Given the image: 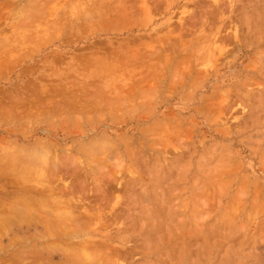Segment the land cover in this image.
Wrapping results in <instances>:
<instances>
[{
  "label": "rangeland",
  "instance_id": "374dc122",
  "mask_svg": "<svg viewBox=\"0 0 264 264\" xmlns=\"http://www.w3.org/2000/svg\"><path fill=\"white\" fill-rule=\"evenodd\" d=\"M156 1L0 0V45L3 46L5 42H9L11 47H15L13 49L5 45L8 50L13 49L12 53L10 52L11 54L14 53L13 56H15L17 48V53L18 50L22 51H20L21 55L18 53L21 57L15 56L19 59L14 57L15 61L12 58L13 56L9 55L7 57L12 58L13 64L8 61L11 58L2 60L6 57L7 51L6 54L3 53L5 55L3 58L0 57L2 63L8 61L6 65L3 63V66L0 62L2 66H0V92L4 91L2 94L7 95L6 91L10 88L8 91L9 98L14 96V100L17 97L22 99L25 94L30 97V90L35 88L33 84L36 83L38 88L41 80L43 81L41 76H48L51 81L55 79L52 82L48 81L50 85L53 84L52 88L58 82L57 80H63V77L67 76L65 74L69 73L70 80L65 84L68 85V82H70L77 89L69 84L68 91L70 90V92L67 91L66 95L59 93L60 96L57 95V97L55 95L53 103H60L59 100L64 97L63 101L67 100L68 97L73 100L75 95L77 97L81 96L83 92H85V95L86 93L87 95L90 93L93 95L95 90L98 93L94 95H98V97L94 95L92 97L91 95L89 98L88 95L87 98L100 102L98 112L97 108L95 111L91 109L92 112L89 111L91 114L89 112L88 114L83 112L81 115L76 114V111H72L73 108H71V113L68 114L70 120L68 119L65 122L61 121V114L60 116L55 114L59 116L56 117L54 114L45 115L46 112L44 111L45 113L41 112L42 115H36L37 109L40 108L37 105L35 108L33 107L34 109L30 108L32 109L31 112H35V117L34 114L31 116V113L28 114L31 117H28V115L23 117L24 113L20 114V112L25 110L15 111L12 116L8 115L7 118L0 114L1 117L8 120L6 121L0 117V149L3 147L8 152H12L16 145L17 148L21 145L27 151L25 148L27 147L29 150L26 153L28 156H32L34 161L38 156L35 150H39L35 142L42 139L52 148L58 169L60 167L62 170V181L59 179L60 182L58 183L55 178V183L61 185L64 181L70 183V167L74 165L84 166L86 163L96 164L93 156H87L85 153V155L82 154V151H77L79 146L82 147L88 143L89 139L96 134H103L110 140L108 141L109 146L108 144L104 146L110 148V144L113 142L115 149L111 147V151L108 149L105 151L103 149L105 147H103L100 150L101 155L99 157L104 154L105 159L98 157L99 168L97 169H101V171H96V173L101 177L96 175L94 178H105V176L102 177L103 174L109 172H112L116 177V184L113 182V187L116 189L113 188V193L111 189L108 190L112 194L108 192L109 195L107 196L111 197H108V204H103L101 210L102 214L108 210L106 213L109 212V216L111 211L113 212L111 214L114 215L117 209L118 217L116 213V216H113L117 223L114 225L107 223V228L102 225L100 231H98L100 234L93 233V237L104 236L105 233L112 232L115 228V231L118 228H129L126 230L127 232H122L118 237L121 241H126L124 246L130 249L127 250L124 247L122 249L124 255H122L123 253L120 255V258L124 256L125 264H264V0ZM158 4L161 5V8ZM32 5H36L37 8ZM127 6L128 8H126ZM136 11L140 12L136 14ZM27 12L29 15H27ZM131 15L134 18L136 17L137 21ZM21 19L22 21H20ZM51 21H54V23H51ZM37 22L42 24L43 30H38L40 26H37L39 25ZM44 22L51 24V26L48 27L47 24L48 26L45 28L43 26L45 25ZM92 22L95 24H92ZM33 24L37 27L34 30L37 29L41 34L33 30ZM18 25L19 27H17ZM24 25L29 28H25ZM56 25L58 27L60 25V27L58 28ZM161 29L162 31H160ZM28 30H31L32 33L36 32L35 35L27 33V35L30 34L31 41L28 39L30 44L28 40L27 42L23 40L27 37V35L24 36ZM163 31H165V34ZM48 32L55 35L50 34L49 36ZM16 37H18L19 42H22L17 41L16 43ZM163 44L167 46L165 47ZM5 46L2 48L3 51L6 50ZM156 47H159V49ZM161 47H164L163 52H161ZM174 47L176 48L174 49ZM152 51H154L153 53L158 52L155 53L156 56ZM146 52H149L148 55L153 54L154 57L148 56ZM140 53L145 54L143 56L145 58H141ZM146 55L148 58H146ZM55 57L56 60L53 59ZM78 58L79 61H77ZM149 58L151 60L148 61ZM147 61L151 63V66L150 63H145ZM99 62L100 65H102V62H108L102 65V68L105 69L98 68L100 66ZM156 62L162 65H159L160 67L156 66ZM8 63L11 66L7 65ZM130 64L131 66H128ZM136 65H139L141 70L137 66L135 71L138 72V75L141 72L140 75L143 76L140 77L143 78L137 77V74H135L137 76L134 75L135 78L144 79L146 73H143L146 72L144 71L146 67V70L152 69V71L158 68L159 73L156 70L155 72L157 76H161L160 79L156 75L150 78L152 72L150 73L149 70L150 75L146 74L148 76L146 81L145 79L141 82L136 81L133 76L130 78L129 76L133 75L132 72L135 73L133 70ZM108 66H112V68L110 67L111 70ZM31 67H34V70ZM121 67L126 68L125 74L123 73L124 76L121 72L124 69L121 70ZM129 67L133 69L131 73ZM113 68H117V71L115 69V72ZM31 70L33 73L30 72ZM22 71L25 72L22 73L23 75H21ZM91 71L96 73L91 74ZM105 72L109 75H106ZM62 75L63 77H61ZM103 75H105V79H103ZM27 77L32 80V83L30 79V83H28ZM153 77L156 79H153ZM122 79L123 81L128 79V82H135V84L137 82V87L136 85L133 86L134 83H131L135 87L132 89V86L127 84L128 82H123ZM117 80L120 83L119 85ZM110 82L112 84H109ZM121 82L122 86L124 83L123 88L126 87V84L127 88L130 86L131 88H128V91L124 88L126 92H124L125 95L121 93L123 96L118 91L121 98L119 97L120 99L118 98L119 101H117L118 96L115 98L111 96L112 91L116 90L112 87L116 84L120 87ZM25 83L27 86L23 85ZM77 84H80V89ZM31 85L34 87L32 86V88ZM22 86L26 88L23 89ZM152 87H154V90ZM88 88L91 91L90 93H88ZM96 88H100L104 92L108 90L111 93L106 94L108 93L106 91L105 94H102L103 97L100 94L101 91ZM110 88L113 90H110ZM146 90L151 91L145 92ZM50 91L52 90L50 89ZM103 91L101 93H104ZM17 92L20 96L17 95ZM141 92L146 94L140 95ZM2 94H0V99H6L8 95L4 98ZM35 95L34 97L32 95L30 98L27 96L25 98L31 101V98H36ZM99 97L104 103L107 98H111L110 105L108 99L104 104L99 101ZM113 99L115 100L113 101ZM80 100L82 101V99ZM111 100L113 103L115 101L118 103L112 104ZM106 104L107 108L101 110L102 105L106 106ZM52 106L50 112L53 109ZM149 107L151 108L147 109ZM68 108H70V105ZM27 109L30 112L29 108ZM104 109L106 110L104 111ZM68 112H70L69 109ZM17 113L20 114L22 119L17 116ZM50 119L55 122V124L52 123L53 128ZM71 119H73V122ZM9 120H12V122ZM86 120L87 122H85ZM89 120L92 122H88ZM78 121L82 125L77 124ZM159 126H162V129ZM153 127H158L159 130L156 131V128ZM169 128L172 130H169ZM148 132L149 134H147ZM116 137L121 138L120 140L124 139L125 143L123 141L119 143ZM9 139L12 140L9 142ZM14 142L17 143L15 146H13ZM101 143L98 142L102 145ZM32 146L36 148L31 149ZM99 146L96 145V147ZM126 146H130L128 148L129 154L126 152ZM123 147L124 149H122ZM135 148H138V150L136 149L138 152ZM32 151L33 155H29V152ZM57 151H60L59 154ZM117 153L119 155H116ZM134 154H137V156ZM129 155L131 161L128 160ZM108 158L110 159L108 160ZM114 160L117 163H114ZM68 162L71 165L67 166ZM115 164L117 165L115 166ZM141 165L142 167H140ZM65 167H68V169ZM113 167L116 169H113ZM8 176L4 181L2 179L1 181L3 184L5 180L8 181L11 186L7 185V181L4 185L8 186V190L11 191L12 189L14 191H11V193L18 192L19 187L25 186L24 183L37 185L33 183V178L30 177L27 179L32 181L28 180V183H26L27 179L22 178V180L19 177L21 182L20 180L15 182V179H19L18 177L11 174L9 178ZM35 179L34 177V181ZM71 179L73 180V178ZM39 180L36 179V181ZM22 181H24L23 184ZM93 181L94 179L88 178L89 186L87 187L92 185L94 187ZM16 184H19V187ZM15 185L16 187H14ZM2 188L0 186V190ZM22 192L25 193L26 191L22 190ZM85 193L83 192L82 196H87L86 201L89 199L94 201L95 196L93 193L91 195ZM69 194L66 193L65 196H69ZM94 194L97 195V193ZM12 195L10 194V196ZM7 196L9 197V194L5 195V197ZM115 198L117 199L116 203ZM112 206L115 207L111 210ZM120 209L124 210L121 211ZM104 215V217L107 216V214ZM112 215H110L111 218H113ZM19 225L20 227L18 224L10 227L12 233L9 230L8 233L3 234L4 236L1 237L0 235L1 242L7 244L14 233L21 235L33 231L31 228L25 229L23 224ZM102 233L104 235H101ZM114 241L116 243L117 239L114 238ZM7 256L3 251H0V259H6ZM57 259V257H54V260ZM115 263L120 264V261Z\"/></svg>",
  "mask_w": 264,
  "mask_h": 264
},
{
  "label": "bare ground",
  "instance_id": "6f19581e",
  "mask_svg": "<svg viewBox=\"0 0 264 264\" xmlns=\"http://www.w3.org/2000/svg\"><path fill=\"white\" fill-rule=\"evenodd\" d=\"M40 1H42V0H40ZM50 1V0H49ZM76 1V0H75ZM130 1V0H129ZM156 1V0H155ZM11 2V1H10ZM43 2H45V1H43ZM68 2H69V0H68ZM132 2V1H131ZM134 2V1H133ZM157 2V1H156ZM203 2H206V1H203ZM208 2V1H207ZM40 3V2H39ZM67 3V2H66ZM130 3V2H129ZM137 3V2H136ZM150 3V2H149ZM162 3V2H161ZM160 3V4H161ZM29 4H31V3H29ZM43 5H44V3H42ZM91 4V3H90ZM163 4V3H162ZM206 4V3H205ZM207 4H209V3H207ZM217 4V3H216ZM0 5H1V3H0ZM63 5H64V3H63ZM94 5V4H93ZM99 5V4H98ZM132 5H134V4H132ZM159 5V4H158ZM33 7L35 6L36 7V5H32ZM38 6V5H37ZM57 6V5H56ZM106 6V5H105ZM152 6V5H151ZM160 6V8H161V5H159ZM31 7V6H30ZM44 7H46V6H44ZM48 7V6H47ZM59 7V6H58ZM103 7V6H102ZM135 7V6H134ZM206 7V6H205ZM210 7V6H209ZM212 7V6H211ZM12 8V7H11ZM37 8V7H36ZM36 8H35V10H36ZM104 8V7H103ZM126 8H128V6L126 7ZM139 8V7H138ZM157 8H158V6H157ZM4 9H5V6H4ZM32 9H34V8H32ZM159 9V8H158ZM212 10H213V8H211ZM210 9V10H211ZM217 9H218V7H217ZM96 10V9H95ZM140 10V9H139ZM151 10V9H150ZM61 11H62V9H61ZM135 11V10H134ZM220 11V10H219ZM30 12V11H29ZM90 12V11H89ZM137 12V11H136ZM140 11H138L136 14H138ZM32 13V12H31ZM93 13V12H92ZM208 13V12H207ZM210 13V12H209ZM217 13H219V12H217ZM243 13V12H242ZM24 14V13H23ZM26 14V13H25ZM33 14V13H32ZM31 14V15H32ZM54 14H55V12H54ZM131 14V13H130ZM152 14V13H151ZM196 14V13H195ZM216 14V13H215ZM16 15H17V13H16ZM27 15H29L28 14V12H27ZM34 15V14H33ZM128 15V14H127ZM140 15V14H139ZM197 15V14H196ZM245 15V14H244ZM19 16V15H18ZM26 16V15H25ZM130 16V15H129ZM133 15H131V17H132ZM138 16V15H137ZM199 16V15H198ZM212 16V15H211ZM221 16V15H220ZM49 17H50V15H49ZM52 17V16H51ZM55 17H56V14H55ZM54 17V18H55ZM92 17V16H91ZM130 17V18H131ZM202 17V16H201ZM201 17H200V19H201ZM35 18V17H34ZM58 18V17H57ZM102 18V17H101ZM129 18V20H131ZM133 18H134V16H133ZM136 18V17H135ZM134 18V19H135ZM197 19H198V17H196ZM203 18V17H202ZM17 19V18H16ZM33 19V18H32ZM45 19H47V18H45ZM194 19V18H193ZM231 19V18H230ZM18 20V19H17ZM34 20V19H33ZM55 20H57V19H55ZM139 20V19H138ZM195 21H196V19H194ZM20 21H22V19L20 20ZM32 21V20H31ZM30 21V22H31ZM37 21V20H36ZM43 21V20H42ZM48 21V20H47ZM135 21H137V18H136V20ZM203 21V20H202ZM212 21V20H211ZM24 22H26V21H24ZM40 22H41V20H40ZM130 22H132V20L130 21ZM37 23H39V22H37ZM42 23V22H41ZM45 23V25H43V26H45V28L49 25L48 23V25L46 24V22H44ZM43 23V24H44ZM51 23H54V21H51ZM61 23V22H60ZM94 22H92V24H93ZM104 23V22H103ZM26 24V23H25ZM29 24H32V23H29ZM55 24H56V22H55ZM58 24H59V21H58ZM95 24V23H94ZM100 24L102 25V23L100 22ZM27 25V24H26ZM61 25V24H60ZM60 25H59V27H60ZM139 25V24H138ZM261 25V24H260ZM22 26V25H21ZM30 26V25H29ZM33 30L35 29V25L33 24ZM37 26H40V27H38L39 29L38 30H40V29H42V28H44V27H42V24H40L39 23V25H37ZM51 26V24L48 26V27H50ZM57 27H58V25H56ZM94 26V25H93ZM100 26V25H99ZM188 26V25H187ZM208 26V25H207ZM16 27V26H15ZM17 27H19V25L17 26ZM24 27H25V25H24ZM56 27V28H57ZM58 27V28H59ZM97 27V26H96ZM95 27V28H96ZM103 27V26H102ZM161 27V26H160ZM178 27V26H177ZM214 27V26H213ZM212 27V28H213ZM25 28H29V27H25ZM37 28V27H36ZM55 27H54V24H53V29H54ZM57 28V29H58ZM65 28V27H64ZM63 28V29H64ZM173 28V27H172ZM206 28V27H205ZM208 28H209V26H208ZM22 29V28H21ZM31 29H32V26H31ZM56 29V30H57ZM86 29V28H85ZM182 29H184V28H182ZM3 30V29H2ZM20 30V29H19ZM23 30V29H22ZM37 29L36 30H34V31H38ZM43 30V29H42ZM49 30V28L47 29V31ZM51 30V29H50ZM166 30V29H165ZM168 30L170 31V28H168ZM181 30V29H180ZM186 30V29H185ZM52 31V30H51ZM50 31V32H51ZM160 31H162V29L160 30ZM21 32H24V31H21ZM20 32V33H21ZM38 32H40V31H38ZM53 32V31H52ZM55 32V31H54ZM83 32V31H82ZM164 32V34H165V31H163ZM171 32V31H170ZM175 32H176V30H175ZM182 32V31H181ZM187 32V31H186ZM189 32V31H188ZM187 32V33H188ZM19 33V34H20ZM27 33H31V34H34L35 35V33L33 32L32 33V31L31 30H28V32H26V34H25V36L24 37H26V35H27ZM44 32H42V34H43ZM172 33V32H171ZM170 33V34H171ZM186 33V34H187ZM3 34H5V33H3ZM22 35H23V33H21ZM39 34H41V32L39 33ZM48 34H49V32H48ZM50 34H54V33H50ZM50 34H49V36H50ZM174 34V33H173ZM173 34H172V36H173ZM186 34H184V35H186ZM1 35V34H0ZM11 35V34H10ZM18 35V34H17ZM44 35H46L45 33H44ZM55 35V34H54ZM183 35V34H182ZM30 34L29 35H27V37L25 38V39H23L22 37V39L24 40V41H26L27 42V40L29 39H31L30 37ZM161 36V35H160ZM165 36V35H164ZM29 37V38H28ZM32 37V36H31ZM140 37V36H139ZM143 38H145L144 36H142ZM162 37V36H161ZM10 38H11V36H10ZM13 38H15V37H13ZM34 38V37H33ZM32 38V39H33ZM42 38V37H41ZM53 38V37H52ZM128 38V37H127ZM126 38V39H127ZM136 38V37H135ZM134 38V39H135ZM147 38V37H146ZM153 38V37H152ZM155 38V37H154ZM170 38V37H169ZM17 39V40H16ZM16 43H17V41L19 42V40H18V37H16ZM20 39V38H19ZM140 39H142V38H140ZM161 39H164V38H161ZM239 39V38H238ZM8 41H10L9 39H7ZM12 40V39H11ZM29 40H28V42H29ZM137 40H139V39H137ZM136 40V41H137ZM160 40V39H159ZM31 41V40H30ZM33 41V40H32ZM36 41V40H35ZM42 41V40H41ZM100 41V40H99ZM99 41H97V42H99ZM127 41V40H126ZM135 41V42H136ZM183 41V40H182ZM11 42V41H10ZM12 42H13V40H12ZM20 42H22V41H20ZM19 42V43H20ZM164 42V41H163ZM9 42H5V45L8 47V48H15V47H11V44L8 46L7 44H8ZM25 43V42H24ZM32 43V42H31ZM34 43V42H33ZM133 43V42H132ZM152 43V42H151ZM155 43V42H154ZM164 43H166V42H164ZM168 43V42H167ZM4 44V43H3ZM26 44V43H25ZM29 44H30V42H29ZM134 44V43H133ZM171 44V43H170ZM177 44V43H176ZM175 44V45H176ZM5 45H3V46H5ZM24 45V44H23ZM22 45V46H23ZM164 45V44H163ZM162 45V46H163ZM178 45V44H177ZM3 46L2 45H0V50H2V48H3ZM6 46L4 47L6 50H2V51H0V57L1 58H3L5 55L4 54H6L7 53V55H6V57H4L2 60H4L5 58V60H8V59H10L11 57H9V58H7L9 55L10 56H13L14 55V53L13 54H11L12 53V50H8V48H6ZM15 46V45H14ZM27 46V45H26ZM151 46V45H150ZM153 46V45H152ZM159 46V45H158ZM165 47L167 46V45H164ZM21 47V46H20ZM95 47H96V45H95ZM154 47V46H153ZM152 47V48H153ZM177 47V46H176ZM176 47H174V49L176 48ZM16 48H17V46H16ZM30 48V47H29ZM99 48V47H98ZM103 48V47H102ZM123 48V47H122ZM157 48V47H156ZM162 48V47H161ZM164 48V47H163ZM163 48H162V50H161V52H163ZM170 48V47H169ZM18 49V48H17ZM17 49H16V51H17ZM22 49V48H21ZM136 49V48H135ZM138 49V48H137ZM157 49H159V47L157 48ZM168 49V48H167ZM167 49H166V51H167ZM173 49V51H175ZM27 50V49H26ZM144 50V49H143ZM143 50H141V51H143ZM154 50V49H153ZM7 51V52H6ZM15 51V50H14ZM15 51V56L17 55V57H21L20 55L22 54L21 52V50H18V53L20 54V55H18V53ZM21 51V52H20ZM111 51V50H110ZM136 51V50H135ZM140 51V52H141ZM148 51V50H147ZM155 51V50H154ZM154 51H152V53L154 52ZM159 51V50H158ZM169 51H170V49H169ZM177 51V50H176ZM6 52V53H5ZM9 52V53H8ZM11 52V53H10ZM104 52V51H103ZM139 52V51H138ZM144 52V51H143ZM4 53V54H3ZM112 53V52H111ZM147 53V52H146ZM149 53V52H148ZM148 53H147V55H148ZM155 53H158V52H155ZM155 53H153V54H155ZM170 53H172V52H170ZM176 53V52H175ZM3 54V56H1ZM86 54V53H85ZM135 54V53H134ZM141 54V53H140ZM144 54V53H143ZM148 55V56H152V57H154V55ZM24 55V54H23ZM50 55V54H49ZM49 55H48V57H49ZM100 55V54H99ZM115 55V54H114ZM142 55V54H141ZM145 55V54H144ZM144 55H142V57L141 58H145V57H143ZM146 55V56H147ZM159 55V54H158ZM170 55V54H169ZM15 56H13L12 58H14ZM56 56H57V54H56ZM77 56H81V55H77ZM87 56H88V54H87ZM137 56V55H136ZM148 56L146 57V58H148ZM155 56H156V54H155ZM167 56V55H166ZM172 56V55H171ZM181 56V55H180ZM17 57H15V58H17ZM23 57V56H22ZM47 57V58H48ZM57 57H59V56H57ZM89 57V56H88ZM138 57H140V56H138ZM157 57H159V56H157ZM173 57V56H172ZM12 58L10 59V60H8V61H10V62H12L13 60H12ZM15 58H14V61H15ZM67 58V57H66ZM66 58H64V59H66ZM108 58V57H107ZM141 58H139V59H141ZM182 58V57H181ZM17 59H19V58H17ZM53 59H55L56 60V57L55 58H53ZM96 59V58H95ZM100 59V58H99ZM103 59V58H102ZM119 59H120V57H119ZM123 59V58H122ZM139 59H137V60H139ZM2 60H0V62L2 61ZM12 60V61H11ZM57 60L59 61V59L57 58ZM83 60H84V58H83ZM94 60V59H93ZM97 60V59H96ZM107 60V59H106ZM112 60H113V58H112ZM117 60H118V58H117ZM149 60H151L150 58L148 59V61ZM153 60V59H152ZM157 60V59H156ZM155 60V61H156ZM159 60V59H158ZM8 61H6V63L8 62ZM22 61V60H21ZM20 61V62H21ZM60 61H63V60H60ZM77 61H79V58L77 59ZM87 61V60H86ZM85 61V62H86ZM102 61V60H101ZM111 61V60H110ZM119 61V60H118ZM145 62V63H147V64H149L150 62ZM160 61V60H159ZM17 62H18V60H17ZM55 62V61H54ZM113 62V61H112ZM123 62V61H122ZM122 62H119V63H122ZM133 62V61H132ZM177 62V61H176ZM2 63V62H1ZM0 63V64H1ZM3 63L6 65V63H5V61H3ZM2 63V66L4 65ZM106 63H108V62H106ZM105 62L103 63H101L102 65L103 64H106ZM131 63V62H130ZM142 63H143V61H142ZM160 63V62H159ZM10 64H13V62L12 63H10ZM9 63L7 64V65H9V66H11ZM111 64V63H110ZM135 64H136V62H135ZM138 64H140V63H138ZM146 64V65H147ZM154 64V63H153ZM155 64H157V62L155 63ZM154 64V65H155ZM169 64V63H168ZM61 65V64H60ZM83 65V64H82ZM96 65V64H95ZM99 65H100V62H99ZM102 65H100V66H98V68L100 67V69L102 68ZM112 65V64H111ZM150 66H151V63L149 64ZM159 65H162V64H157L156 66H159ZM1 66V65H0ZM1 66V67H2ZM8 66V67H9ZM85 66V65H84ZM92 66V65H91ZM117 66V65H116ZM128 66H131V64L130 65H128ZM137 66H138V68H139V65H136V68L133 70V69H130V67H129V71H130V73H131V71L133 70V71H135L136 69H137ZM143 66V65H142ZM1 67H0V69H1ZM12 67H13V65H12ZM26 67V66H25ZM64 67H65V65H64ZM75 67V66H74ZM104 67V66H103ZM109 67V69H110V67L112 68V66H108ZM125 67V66H124ZM124 67H121L120 69L122 70V68L124 69V71H121L120 69V71L122 72V75H123V73L125 72V69L126 68H124ZM127 67V66H126ZM160 67V66H159ZM167 67V66H166ZM32 68V67H31ZM30 68V69H31ZM36 68V67H35ZM40 68V67H39ZM54 68V67H53ZM81 68V67H80ZM86 68H87V66H86ZM117 68H119V67H117ZM117 68H113L114 69V71H115V69H116V71H117ZM150 68H153V67H150ZM154 68H156V67H154ZM153 68V69H154ZM9 69V68H8ZM33 70H34V67L32 68ZM62 69V68H61ZM83 69V68H82ZM93 69V68H92ZM102 69H105V68H102ZM112 69V70H113ZM140 69V68H139ZM138 69V70H139ZM161 69H163V68H161ZM54 70V69H53ZM65 70V69H64ZM78 70V69H77ZM91 70V69H90ZM89 70V71H90ZM94 70H96V72H97V69L94 67ZM99 70V69H98ZM111 70V69H110ZM141 70V69H140ZM148 70H149V72L151 73L152 72V74L150 75L149 74V72H148ZM156 70V72L157 73H159L158 71V68H156L155 69ZM155 70L154 71H152V69L150 70V69H147L146 70V67H145V70L144 71H146V72H142L143 74H147L148 76L150 75V78H152L151 76H155L156 75V72H155ZM158 70V71H157ZM165 70V69H164ZM25 71V70H24ZM87 71V70H86ZM115 71V72H116ZM129 71H128V73H129ZM163 71V70H162ZM173 71V70H172ZM30 72H32V70L30 71ZM94 72V74L96 73L95 71H93ZM93 72L91 71V74H93ZM102 72V71H101ZM107 72V71H106ZM106 72H105V74H106ZM110 72V71H109ZM119 72V71H118ZM127 72V71H126ZM155 74H154V73ZM165 72V71H164ZM174 72V71H173ZM172 72V73H173ZM22 73H25V72H21V75H23ZM33 73V72H32ZM77 73V72H76ZM120 73V72H119ZM0 74H1V72H0ZM69 74V73H68ZM68 74L66 73L65 75H67V76H65V77H63V75L61 76V77H63V80H57L58 82L56 83V85H54V87H52L51 88V86L53 85V84H49L48 83V81L50 80L49 78H48V76H45V75H43V76H41V78L43 79V81L41 80V82L39 83V85H38V88H37V84L35 83V84H33L34 86H35V88H37L36 90H35V88H33L34 86L33 85H31V87L34 89H32V90H30V88H29V90L31 91V96L33 95V97H34V94H36L35 96H36V98H34V99H36L35 101H33L34 99L33 98H31V101H28L25 97L27 96L26 94V96L24 95V97L22 98L23 100H25V101H23L22 99H19L18 97L17 98H15V100H14V96H12L11 98H9L10 97V95H9V89H7L8 91H6V94L8 95H5V93H3L2 94V92H4V91H2V92H0V94H2V95H4V98L6 97V99H0V114H2V116H5L6 118L7 117H9V116H12V113H15V111H21V110H25L24 112L23 111H21L20 112V114H23L22 116L23 117H25L26 115H28V114H30L31 116H32V114H34L35 112H31V110L32 109H30V108H35L36 107V105L37 106H39L40 108L39 109H35V111H37L35 114L36 115H42V113H45V115L46 114H59V116H60V114H61V121L62 122H65V121H67L68 119L70 120V117H68V114L69 113H71V108H73L72 109V111H76L75 113L76 114H80L81 115V113L83 112V113H85V114H88V112L92 109V110H96V108H97V112H98V107H99V105H100V102H98V101H96V100H92V99H88L87 98V96L90 98V96L92 95L90 92V89L88 88V93H90V94H88L87 95V93H86V95H85V92H83L82 93V97L81 96H78L77 97V95H75L73 98V100L71 99L70 100V98L71 97H68V98H66L67 100L69 99V101H67V100H65V101H63L64 99H65V97L62 99L61 98V100H59V101H61L60 103H57V102H55V103H53V98H54V96L55 97H57V95L58 96H60V94H67V91H68V85L70 84L71 85V83L70 82H68L69 84L67 85V84H65L68 80H70V77L68 76ZM90 74V73H89ZM125 74V73H124ZM132 74L133 75H131V76H129L130 78L133 76V78L136 80V81H140L141 82V80H143L144 81V79H145V81H146V79H148V76L145 74L144 75V79H141L140 80V78H143V77H140V76H143V75H140L141 74V72H140V74L138 75V72H136L135 71V73H133L132 72ZM135 74H137V75H135ZM161 74V73H160ZM174 74H175V72H174ZM106 75H109V73H107ZM117 75V74H116ZM116 75H115V77H116ZM126 75H127V73H126ZM137 76V77H140L139 79L136 77L135 78V76ZM159 75V74H158ZM178 75V74H177ZM85 76V75H84ZM87 76V75H86ZM104 76L105 75H103V79H105L104 78ZM112 76V75H111ZM113 76H114V74H113ZM118 76H119V74H118ZM124 76V75H123ZM147 76V77H146ZM20 77V75L18 76V78ZM38 77V76H37ZM36 77V78H37ZM91 77V76H90ZM127 77V76H126ZM156 77H158V79H160L159 77H161V76H157L156 75ZM178 77V76H177ZM180 77V76H179ZM39 78V77H38ZM40 78V79H41ZM101 78H102V76H101ZM110 78H112V77H110ZM118 78V77H117ZM116 78V79H117ZM121 78V77H120ZM130 78H128V79H130ZM27 79H28V77H27ZM26 79V80H27ZM30 79V78H29ZM29 79L27 80L28 81V83H30V81H31V83H32V80L30 79V81H29ZM44 79H45V81H44ZM52 79V78H51ZM73 79H76V78H73ZM79 79V78H78ZM109 79V78H108ZM113 79V78H112ZM125 79V78H124ZM128 79H126V80H124L123 81V79H122V81L123 82H128L129 80ZM153 79H156V78H154L153 77ZM171 79H173V78H171ZM178 79V78H177ZM55 79H53L52 81H54ZM80 80V79H79ZM128 80V81H127ZM173 80H175V79H173ZM27 81H25L26 83H27ZM51 81V80H50ZM49 81V82H50ZM51 81V82H52ZM60 81V82H59ZM108 81H111V80H108ZM162 81V80H161ZM178 81H179V83H180V80L178 79ZM112 82H113V80H112ZM112 82H110L109 84H112ZM174 82V81H173ZM26 83L25 84H23V85H25V86H27V85H29L28 83H27V85H26ZM117 83H118V80H117ZM131 83L132 82H128L127 84H130L131 85ZM134 83V84H133ZM132 84H133V86L134 85H136V87H137V82H136V84H135V82H133ZM170 83H171V81H170ZM58 84H60V85H58ZM99 84V83H98ZM97 84V85H98ZM120 83H118V85H119ZM127 84H126V87H124L126 90L129 88H131V86L130 85H128V86H130V87H128L127 88ZM141 84V83H140ZM140 84H138V85H140ZM157 84V83H156ZM155 84V85H156ZM62 85V86H61ZM67 85V86H66ZM74 85V84H73ZM78 85V84H77ZM80 85V84H79ZM79 85H78V87H79ZM82 85H83V83H82ZM86 85V84H85ZM91 85V84H90ZM117 85V84H116ZM114 86V87H112L113 89H116V90H114V92L112 91V97H116V96H118L117 97V101H119V99L121 98V93H124V92H126V91H124L125 89L123 88V86H124V83H123V86H122V82H121V85H120V87L123 89L122 91H121V89H120V87L119 86ZM154 85V84H153ZM175 85V84H174ZM178 85V84H177ZM181 85V84H180ZM25 86H22V88L23 89H25L26 87ZM58 86V88H56ZM92 86H94V84H92ZM109 86V85H108ZM112 86V85H111ZM132 86V89L133 88H135V87H133ZM146 86V85H145ZM13 87V86H12ZM25 87V88H24ZM59 87H61V88H59ZM71 87H74V86H72L71 85ZM70 87V88H71ZM86 88H87V86H85ZM119 89H117V88ZM150 87V86H149ZM28 88V87H27ZM77 89V87H74V89ZM84 88V87H83ZM85 88V91L87 92V89ZM112 88H110V90H113ZM154 87H152V89H153ZM50 89L53 91H50ZM79 89H80V87H79ZM96 89H98V88H96ZM141 89V88H140ZM151 89V90H152ZM5 90V89H4ZM11 90H13V89H11ZM22 90V89H21ZM28 90V89H27ZM83 90V89H82ZM98 90H100L101 92L103 91L102 89H98ZM150 90V91H151ZM154 90V89H153ZM156 90V89H155ZM158 90V89H157ZM36 91H37V93H38V95H37V93H36ZM72 91V90H71ZM74 91V90H73ZM76 91V90H75ZM97 90H95L94 91V93H93V95L94 94H97L98 93V91L96 92ZM106 91H108V90H105V92ZM117 91V92H116ZM118 91H120V93L118 92ZM128 91V90H127ZM149 90L147 91H145V92H150ZM13 92V91H12ZM11 92V93H12ZM21 92V91H20ZM26 92H28V91H26ZM63 92H65V93H63ZM70 92V90L68 91V93ZM93 92V91H92ZM100 92V94H101V96H103L104 97V95H102V94H105V92L104 93H101ZM33 93V94H32ZM60 93V94H59ZM80 93V92H79ZM111 92L110 91H108V93H106V94H110ZM114 93H116V94H121V95H116V94H114ZM144 92H141V94L140 95H142ZM153 93V92H152ZM16 94V93H15ZM49 94H52V95H49ZM129 94V93H128ZM127 94V96H129V95H131V94H129L128 95ZM144 94H146V93H144ZM17 95H19L18 94V92H17ZM65 95H63V96H65ZM74 95V94H73ZM92 95V97H98V95H94L93 96ZM124 95H125V93H124ZM16 96V95H15ZM20 96V95H19ZM30 96V97H31ZM38 96V97H37ZM53 96V97H52ZM62 96V97H63ZM100 96V97H101ZM123 96V95H122ZM133 96V95H132ZM131 96V97H132ZM3 97V96H2ZM27 97H29V95L27 96ZM29 97V98H30ZM75 97H76V99H75ZM80 97V98H79ZM99 97V98H100ZM107 96L105 95V98H106ZM108 97H110V96H108ZM120 97V98H119ZM126 97V96H125ZM124 97V98H125ZM9 98V99H8ZM119 98V99H118ZM80 99H82V101L80 100ZM97 99V98H96ZM108 100H109V102H108V104L109 103H111L110 102V99L109 98H107ZM107 99H106V102H107ZM127 99V98H126ZM98 100V99H97ZM103 100H105V99H103ZM115 99H113V101H114ZM125 100V99H124ZM99 101H101V98H100V100ZM112 101V100H111ZM113 101H112V104H114V103H116L117 101H115L114 103H113ZM6 102H8V103H6ZM9 102H11L10 104H9ZM102 102V101H101ZM105 102V103H106ZM102 103H104V102H102ZM104 103V104H105ZM118 103V102H117ZM9 104V105H8ZM54 104V106H52ZM111 104V105H112ZM33 105V106H32ZM35 105V106H34ZM69 105H70V108H68L69 107ZM93 105V106H92ZM110 105V104H109ZM140 105V104H139ZM53 107V109L51 110V112H50V107ZM103 107H101V110H103V108H107V104H106V106H104V105H102ZM151 106V105H150ZM152 107V106H151ZM151 107H149V108H147V109H150ZM27 108H29V111L30 112H28V109ZM33 108V109H34ZM40 109H42V110H40ZM68 109H69V111L70 112H68ZM117 109H118V107H117ZM92 110H91V112H92ZM101 110H99V111H101ZM106 109H104V111H105ZM119 110V109H118ZM34 111V110H33ZM45 111V112H44ZM28 112V113H27ZM42 112V113H41ZM152 112V111H151ZM5 113V114H4ZM27 113V114H26ZM38 113V114H37ZM41 113V114H40ZM90 113V112H89ZM96 113V112H95ZM20 114H18L17 113V116H20ZM34 114V117L36 116ZM85 114H83L84 116H85ZM91 114V113H90ZM9 115V116H8ZM30 115H28V117H31ZM53 115V116H54ZM79 115V116H80ZM15 116V115H14ZM56 116V115H55ZM58 115L56 116V117H59ZM109 116H110V114H109ZM1 117V116H0ZM5 117H1L2 119L4 118V120H6V121H8L7 119H5ZM17 118V117H16ZM19 118H21V116L19 117ZM33 118V117H32ZM1 119V120H2ZM10 119H11V117H10ZM22 119V118H21ZM86 119V118H85ZM115 119V118H114ZM39 120H40V118H39ZM38 120V121H39ZM73 119H71V121H72ZM88 120V119H87ZM87 120L85 121V122H87ZM92 120V119H91ZM91 120H89L88 122H90ZM9 121H11L12 122V120H9ZM14 121H16V120H14ZM31 121V120H30ZM81 121V120H80ZM80 121H78L77 122V124H81V123H79ZM17 122H18V120H17ZM40 122H41V120H40ZM47 122H49V121H47ZM73 122V121H72ZM92 122V121H91ZM98 122V121H97ZM100 122V121H99ZM98 122V123H99ZM157 122V121H156ZM164 123H165V121H163ZM168 122V121H167ZM31 123V122H30ZM32 123H34V121H32ZM32 123H31V125H32ZM50 123H51V126H52V128H53V126L54 125H52V123H54L55 124V122H54V120L52 119V121H51V119H50ZM57 123H58V120H57ZM97 123V124H98ZM47 124V123H46ZM87 124H89V123H87ZM154 124H156V123H154ZM162 124V123H161ZM12 125V124H11ZM31 125H29V126H31ZM66 125V124H65ZM78 125V126H79ZM82 125V124H81ZM169 125V124H168ZM63 127V126H62ZM105 127V126H104ZM145 127H149V126H145ZM160 127V129H162L161 127L162 126H159ZM25 128V127H24ZM52 128H50L51 130H52ZM80 128V127H79ZM150 128V127H149ZM156 131H158L159 129H157L158 127H153ZM64 129V128H63ZM62 129V130H63ZM77 129H78V127H77ZM142 129V128H141ZM171 128H169V130H170ZM96 130V129H95ZM144 130V129H143ZM172 130V129H171ZM1 131V130H0ZM20 131V130H19ZM145 131V130H144ZM147 131V130H146ZM150 131V130H149ZM154 131V130H153ZM163 131V130H162ZM24 132H27V131H24ZM151 132V131H150ZM172 132V131H171ZM79 133V132H78ZM93 133V132H92ZM155 133H157V132H155ZM160 133H161V131H160ZM123 134V133H122ZM146 134V133H145ZM147 134H149V132L147 133ZM162 134V133H161ZM176 134V133H175ZM24 135V137H25V133L23 134ZM56 138V137H55ZM116 138H118L117 140L119 141V143H120V141L122 142L123 141V143H125L124 142V139H122V140H120L119 139V137H116ZM114 139H115V137H114ZM131 139V138H130ZM10 140H12V139H9V142H10ZM28 140V139H27ZM108 141H110L108 138H106L103 134H99V135H95L93 138H91V139H89V142L88 143H86V144H84L82 147H78V149H77V147H75L76 149H77V151H79V152H81L82 151V154H86L87 156H93L94 157V159H95V161H96V164L95 165H93V164H89V163H86V165H84V166H78V165H74V166H72V167H70V176H71V178H73V180L70 178V183L68 182H62L61 183V185H57L60 181H62L61 180V178H62V176H61V168L59 167V169H58V166H57V163H56V161L54 160V156H53V154L54 153H52L53 151H52V148L50 147V145H48L46 142H44L42 139H40L39 140V142H38V140L35 142V144H36V146H38V148H39V150H35L36 152H37V154H38V156H37V158L36 159H34V161H33V159H32V156H28L27 155V153L26 152H28V148L27 147H25L26 149H27V151H25V149H23V147L20 145V147H18L17 148V143L16 142H14L15 144L13 145V144H11V145H13V146H15V148L13 149V151L12 152H8L7 150H6V148H3L2 147V149H0V181H1V179L4 181V179L7 177V175H9L10 176V174L13 176H15V177H20L21 179L23 178L24 180L25 179H27L28 177H30L32 180H33V183H36L37 185H34V184H32V183H30V185L29 184H23V182L24 181H22V184L23 185H25V186H21L22 187V190L24 191H26L25 193L24 192H22V190L20 189L21 187H19L17 184V186L19 187V190H18V192H16L15 191V193H13L14 191L11 189V191H13L12 193H11V191H10V189L8 190V186L6 187V185H4L5 183H6V181L7 180H5V183L3 184V182L1 181L0 183H2V184H0V186H1V188H2V190H0V235H1V237H2V235L3 234H6V232L8 233L9 232V230L11 229L10 227L13 225L14 226V224L16 225V224H18V226L20 227V225L19 224H23L24 225V228L25 229H29V228H31L33 231L31 232V233H27V234H21V235H16L15 233H14V235H11V237L9 238V242L7 243V244H4V243H2L1 241L2 240H0V251H3L6 255H8L7 256V258L6 259H0V264H116L115 262L117 261V262H119L120 261V264L121 263H124V256H123V258H120V255H121V253H123L122 251V249L125 247L126 249H127V247L126 246H124V244H125V242H123V241H121L120 240V238H118V237H120V235L119 234H121L122 232L124 233V232H127L126 230H128V229H123V228H121V229H117L116 231H115V229L111 232L110 230V232H108V233H105V235L102 233L101 235H104V236H100L99 238H94L93 237V233H95V234H100V233H98V231H100V228H101V226L102 225H104L105 226V228H107V223L109 224V225H114L115 223H117V220L113 217L114 215H115V213H116V210H115V212H114V215H112L111 213H113L112 211L110 212V215H112V217L113 218H111V216L109 217L108 216V213H104V214H107V216L106 217H104L105 215L104 214H102V210L101 209H103V206L104 205H106V203L107 202H109L108 201V197H111V196H107V195H109L108 194V192H110L111 193V191H112V193H113V190L114 189H116V188H114L113 186H114V184H116V177L114 176V174L112 173V172H109V173H106V172H103V173H106V174H103V176L102 177H104L105 176V178H94L96 175H98L97 177H99L100 175L99 174H97L96 173V171H98V172H100L101 171V169L99 170V169H97V168H99V165H98V160H99V158L100 157H103V159H105L104 158V154H102V156H100L99 157V155H101L99 152H101L100 150L103 148V147H105V148H103L105 151H106V149H108L109 151H111V147H114L113 149H115V146H114V143L112 142V144H110V148L109 147H107V146H104V145H107L108 144V146H109V142ZM131 141V140H130ZM4 142V141H3ZM76 142V141H75ZM80 142V141H79ZM79 142H78V144H79ZM85 142V141H84ZM98 142H102L101 144L102 145H100V144H98ZM139 142H141V141H139ZM104 143V144H103ZM38 144V145H37ZM72 144V143H71ZM148 144V143H147ZM96 145H100L99 147H96ZM113 145V146H112ZM124 145V144H123ZM138 145L140 146V144L138 143ZM51 146H53V145H51ZM125 146V145H124ZM31 147V146H30ZM130 146H126V149H127V151H126V149L125 150H123L124 152L126 151L128 154L130 153V151H128V148H129ZM138 147V146H137ZM20 148H22L23 150H21ZM34 148H36V147H33L32 146V148L31 149H34ZM7 149H9V148H7ZM122 149H124V147L122 148ZM138 150V148H135V150ZM67 150H68V148H67ZM136 150V152H138ZM140 151H142V150H140ZM6 152H8V153H6ZM36 152H35V154H36ZM58 152V151H57ZM60 152V151H59ZM59 152H58V154H59ZM108 152V151H107ZM115 152H117V151H115ZM33 153V151L30 153L29 152V155H31ZM52 153V154H51ZM84 154V155H85ZM127 154V155H128ZM33 155V154H32ZM111 155V154H110ZM113 155V154H112ZM116 155H119L118 153L116 154ZM121 155V154H120ZM135 155V154H134ZM135 156H137V154L135 155ZM71 157H73L72 155H71ZM99 157V158H98ZM110 157V156H109ZM112 157V156H111ZM118 158H119V156H117ZM114 158H115V155H114ZM59 159V158H58ZM71 159V158H70ZM85 159H86V157H85ZM110 158H108V160H109ZM120 159V158H119ZM122 159V158H121ZM127 159V158H126ZM131 158H130V155H129V159L128 160H130ZM138 160H139V158H137ZM60 160V159H59ZM62 160V159H61ZM134 160V159H133ZM137 160V161H138ZM74 161V160H73ZM107 161V160H106ZM131 161V160H130ZM136 161V162H137ZM71 162V161H70ZM70 162H68V164H67V166L70 164L71 165V163ZM84 162V161H83ZM104 162V161H103ZM111 162V161H110ZM116 161L114 160V163H115ZM139 162V161H138ZM117 163V162H116ZM85 164V163H84ZM110 164V163H109ZM121 164V163H120ZM137 164H140V163H137ZM65 165H66V163H65ZM117 164H115V166H116ZM128 165V164H127ZM120 167V166H119ZM118 167V168H119ZM140 167H142V165L140 166ZM65 168H67L68 169V167H65ZM112 168V167H111ZM128 168H130L129 167V165H128ZM106 169V168H105ZM105 169H104V171H105ZM113 169H116V168H114L113 167ZM65 170V169H64ZM115 171V170H114ZM122 171V170H121ZM134 171V170H133ZM68 172V171H67ZM116 172V171H115ZM114 172V173H115ZM137 172V171H136ZM64 173V172H63ZM122 174V173H121ZM134 174H137V173H134ZM63 175V174H62ZM9 176H8V178H9ZM138 176V175H137ZM34 177L37 179V180H39V181H36V179H35V181H34ZM101 177V176H100ZM20 178L19 179H15L16 181L15 182H17V180H20ZM57 180H56V179ZM94 179V181H93V183L92 184H94V187H92L93 185L92 184H90V185H92V186H90V187H87V186H89V184H88V182H87V179ZM22 179V180H23ZM42 179H47V180H42ZM53 179V180H52ZM60 179V181H58ZM104 179H106V180H104ZM124 179V178H123ZM122 179V180H123ZM28 180L29 181H32V180H30V179H27V182L26 183H28ZM55 180L56 181H58V183H55ZM11 182V181H10ZM20 182H21V180H20ZM54 182V183H53ZM113 182H115L114 184H113ZM124 182V181H123ZM122 182V183H123ZM12 183V182H11ZM38 183H40V184H38ZM13 184V183H12ZM121 184V183H120ZM7 185H10L9 183H8V181H7ZM16 185L14 186V187H16ZM6 187V189H4L5 187ZM11 186V185H10ZM9 186V187H10ZM122 186V185H121ZM123 186H124V184H123ZM12 187H13V185H12ZM114 188V189H113ZM18 189V188H17ZM111 189V191H108V190H110ZM8 191H10L9 193H7ZM83 192H86L87 194L88 193H90V195H91V193H93V195L95 196H93L94 197V201H92L91 199H89V200H85V199H87V196L85 197H83L82 196V194H83ZM66 193H70L69 194V196L68 195H66L65 196V194ZM85 193V194H86ZM94 193H97V195H95ZM111 193V194H112ZM118 193H119V191H118ZM123 193V192H122ZM6 194H9V197L7 196V197H5V195ZM10 194H13L12 196H10ZM57 194V195H56ZM84 194V195H85ZM86 194V195H87ZM63 195V196H62ZM114 195H116V194H114ZM117 195H119V194H117ZM121 197V196H120ZM117 198V197H116ZM115 198V199H116ZM8 199V200H7ZM114 200V199H113ZM118 200H119V196H118ZM117 202V199H116V201H115V203ZM119 203H120V201H118ZM6 203V204H5ZM114 203V204H115ZM104 204V205H103ZM108 204V203H107ZM126 204V203H125ZM108 207V206H107ZM115 207V206H114ZM113 206L111 207V210H112V208H114ZM9 209V210H8ZM6 210V211H5ZM121 211L122 210H124V209H120ZM114 211V210H113ZM120 211V212H121ZM127 212V211H126ZM128 213V212H127ZM117 214V217H118V213H116ZM104 215V216H103ZM116 216V215H115ZM124 217H126V216H124ZM123 217V218H124ZM111 218V219H110ZM122 218V219H123ZM124 220V219H123ZM129 220V219H128ZM127 220V221H128ZM131 220V219H130ZM130 223V222H129ZM130 225V224H129ZM11 231V230H10ZM3 232V233H2ZM117 232H119V233H117ZM133 232V231H132ZM132 232L130 233L131 235H132ZM134 232H136V231H134ZM142 232V231H141ZM11 233H12V231H11ZM124 235V234H123ZM141 235V234H140ZM4 236V235H3ZM137 236V235H136ZM133 237V236H132ZM114 238L115 239H117V242L115 243V241H114ZM138 238V237H137ZM1 239V238H0ZM122 239V238H121ZM125 240V239H124ZM135 240V239H134ZM138 240V239H137ZM133 241V240H132ZM140 241V240H139ZM135 242V241H134ZM144 243V242H143ZM126 245V244H125ZM137 246V245H136ZM141 246V245H140ZM130 247V246H129ZM8 249H9V251H8ZM125 249V250H126ZM127 250H130L129 248L127 249ZM125 252V254H127V252L126 251H124ZM129 252V251H128ZM132 252V251H131ZM128 254H130V252L128 253ZM134 254V253H133ZM122 255H124V253L122 254ZM130 256H131V254H130ZM54 257H57L58 259L57 260H54ZM128 257H129V255H128ZM133 257V256H132ZM130 258V257H129ZM123 259V260H122ZM119 264V263H118ZM125 264V263H124Z\"/></svg>",
  "mask_w": 264,
  "mask_h": 264
}]
</instances>
